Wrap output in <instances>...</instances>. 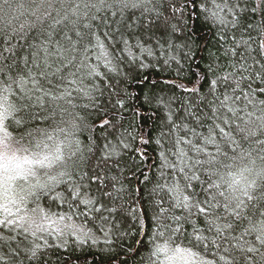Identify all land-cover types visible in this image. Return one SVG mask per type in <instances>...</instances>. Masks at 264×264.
<instances>
[{
	"label": "snow or ice",
	"instance_id": "obj_1",
	"mask_svg": "<svg viewBox=\"0 0 264 264\" xmlns=\"http://www.w3.org/2000/svg\"><path fill=\"white\" fill-rule=\"evenodd\" d=\"M14 3L17 11L26 9L21 14L30 18L32 23L21 24L19 29L10 22L0 24V42H10L13 36L23 35L26 28L35 29L37 26L42 39L30 46L35 50L31 66L25 59L21 69L18 64L8 63L9 57H3L5 62L0 64V130L6 128V120H14L24 127L35 120V116H30L28 121L22 117L16 119L18 113L27 110V105L17 104L12 97L31 101L35 94L43 92L48 102L64 100L71 108L61 109L62 122L68 126L58 129L62 139L58 137L53 147L45 144L47 151L44 153L18 155L21 151L28 152V149L14 148L12 136L6 130L0 137V195L5 201L2 205L4 215L0 218V248H9L8 252L0 255V264H24V260L28 264H49L47 248L54 249L53 254H56L70 242L82 246L91 240L95 244L98 242L95 230L102 232L104 242L108 243L111 217L116 212L113 203H109L114 202L115 197L114 192L109 191L111 184L107 176L96 171H80L84 156L80 142L74 136L81 117L74 111L77 106L72 101V93L67 87L55 93L44 89L42 80H47L48 69L52 67L49 57H58L68 68L74 64V54L79 52L84 59L77 66V71L87 68L89 76H99L96 68L85 64L90 49L101 50L109 73L119 71L122 58L139 60L137 51L151 56L152 50L143 47L139 40L135 44L130 43L132 37L128 33L131 26L126 22L135 15L132 10H140L142 14L156 10L158 0H0V10L8 11ZM212 3L213 7L208 9L209 18L221 26V38L227 40L226 30L239 24L238 9L229 0H224L223 4L212 0ZM257 7L264 16V0H260ZM115 17L119 22L112 19ZM99 28L105 29L103 38L95 30ZM259 30L264 35V24ZM233 43V48L225 49V56L230 54L247 60L239 49L241 43L250 49L249 41ZM259 47V54L264 56V43ZM41 52L42 57L39 55ZM253 63H256L255 59ZM259 63L260 70L256 75L264 81V59ZM232 67L234 72L218 76L211 83L213 94L221 82L224 88L208 101L209 114L202 116L197 113L195 116L197 126L210 121L206 134L177 123L172 114L167 117L168 131L162 130L161 135L173 145L170 151L176 159H170L167 152L161 153L162 166L170 168L173 175L164 189L172 202L168 207L158 205L157 225L168 233H182L184 223L190 222L191 216L204 217L207 231L213 233L215 239L209 240L200 228L194 226L189 241L196 242L194 247L203 244L205 249L212 245L219 248L222 244L218 241L224 240L230 247L224 249L228 258L224 255L219 257L223 264H264V139L260 138L264 137V99L257 101L253 92L242 88L248 79L245 73L251 65L244 63L237 67L233 64ZM59 71L57 68L56 72ZM13 72L14 75H9ZM75 75L74 72L69 73V76ZM77 83L75 79L68 80V85ZM92 89L99 90L95 84ZM75 90L92 98V91L87 88ZM241 98L244 101L242 107L239 105ZM36 99L41 97L37 95ZM188 114L192 115L190 111ZM37 131L47 140L53 139L52 134L42 129ZM246 143L248 147H245ZM209 145L215 148V153L206 151ZM189 151L195 154L189 155ZM225 160L230 163H225ZM74 176L80 179L73 180ZM198 186L200 192L196 191ZM93 188L95 192L91 191ZM41 200H47L48 205L42 206ZM30 204L34 206L29 207ZM57 204L66 205L68 211L53 213L51 208ZM12 208L16 211L13 212ZM49 224L55 227L50 228ZM249 236L254 239L249 241ZM18 237L23 239L12 244ZM49 237L58 243L52 244ZM162 250L157 246L154 254ZM233 253L240 254L239 260ZM170 259L179 260L182 264H211L196 251L181 246L174 248Z\"/></svg>",
	"mask_w": 264,
	"mask_h": 264
},
{
	"label": "trees",
	"instance_id": "obj_2",
	"mask_svg": "<svg viewBox=\"0 0 264 264\" xmlns=\"http://www.w3.org/2000/svg\"><path fill=\"white\" fill-rule=\"evenodd\" d=\"M229 2L238 9L239 24L236 28L229 27L226 30L227 40L221 38V26L209 18L208 9L213 7L212 0H158L156 10L143 14L140 10H132L135 15L126 22L131 26L128 33L132 37L130 43L135 44L139 40L143 47L152 50L151 56L141 55L137 51L139 60L122 58L119 71L109 73L101 50L90 49L85 64L96 68L99 76H89L87 68L77 71V66L84 59L79 52L74 54V64L68 68L58 57H49L52 67L48 69L47 80H42L44 89L55 93L67 87L77 106L74 111L81 117L74 136L80 142L84 156L80 171H96L101 176H107L111 184L109 191H113L115 197L114 202L109 203H113L116 208L111 217L108 243L104 242V234L95 230L98 236L95 244L91 240L82 246L70 242L56 254H53L54 249L47 248L46 259L49 264H165L168 254L176 246L191 248L211 264H217L221 255L228 258L224 252L225 248L230 247L227 241L220 240L218 243L222 247L212 245L208 249L203 244L194 247L195 241L189 242L194 226L200 228L209 240L215 239L214 234L207 231L204 217L193 215L190 222L184 223L182 233H168L158 227L157 214L158 205L168 207L172 202L164 189L172 181L173 175L170 168L162 166L161 156L162 152H167L170 159H176L170 151L173 145L161 135L162 130L168 131L167 117L172 114L177 123L206 134L210 121L204 126H197L195 116L197 113L202 116L209 114L208 101L213 100V96L219 95L224 88L221 82L213 94L211 83L218 76L234 72L233 64L237 67L244 63L251 65L248 73H245L248 79L243 82L242 88L253 92L257 101L264 99V92L261 91L264 81L256 75L260 70L259 60L264 59L259 54V46L264 43V35L259 30L264 24V16L257 7L260 0ZM216 3L223 4L224 0H216ZM23 11L26 9L17 11L15 3L8 11L0 10V24L10 22L17 29L21 24L30 25L32 20L22 15ZM112 19L119 22L118 17ZM95 30L103 38L105 29ZM41 39L37 26L35 29L26 28L23 35L13 36L10 42H0V64L5 62L3 57H9L8 63L18 64L21 69L25 59L29 60L31 66L35 50L30 46L40 43ZM234 41H249L250 49H246L242 43L239 49L247 60L241 56H225V49L233 48ZM39 55L42 57L43 53ZM108 58L111 59V55ZM254 59L256 63H253ZM57 68L59 72H56ZM70 72L76 75L69 76ZM71 79L78 83L68 85ZM93 84L98 91L92 89ZM77 88L91 90L92 98L83 96L75 90ZM37 95L41 97L40 100L36 99ZM11 99L17 104L27 105V110L18 113L16 119L22 117L28 121L30 116H35V120L30 121L27 127L17 125L14 120L5 121V130L12 136L11 143L14 146L27 148L26 153L31 155L46 152L45 144L53 147L58 137L62 139L58 129L68 126L62 122L61 109L71 108L70 104L64 100L48 102L43 92L35 94L31 101H19L16 97ZM243 104L241 98L239 105L242 107ZM189 111L192 115L188 114ZM105 121L109 123L105 124ZM38 129L52 134L53 139L47 140L40 136ZM30 132L33 135H29ZM248 146L246 143L245 147ZM206 151L215 153V148L209 145ZM194 154L189 151V155ZM225 163L230 161L225 160ZM175 178L179 179V176ZM72 179L78 181L80 178L74 176ZM116 189L119 191L116 192ZM91 191L95 192V188ZM196 191L200 192L199 186ZM200 198L203 199V195ZM48 203L47 200H41L42 206ZM51 211L67 212L68 209L66 205L57 204ZM105 230H108L107 226ZM22 239L18 237L17 241L11 243ZM247 239L252 241L254 238L249 236ZM49 240L52 244L58 243L51 237ZM157 246L163 250L154 254ZM8 251L9 248L4 246L0 248V255ZM233 254L239 260L240 254ZM24 264H28V261L24 260ZM219 264H223V261H219Z\"/></svg>",
	"mask_w": 264,
	"mask_h": 264
},
{
	"label": "rangeland",
	"instance_id": "obj_3",
	"mask_svg": "<svg viewBox=\"0 0 264 264\" xmlns=\"http://www.w3.org/2000/svg\"><path fill=\"white\" fill-rule=\"evenodd\" d=\"M4 130H5V129H4ZM4 130H0V137L3 136V131H4ZM13 147H14V148H17V147L14 146V145H13ZM18 155H29V156H31L30 154H28V153H26V152H23V151H21L20 153H18ZM4 203H5V201L3 200V196L0 195V218H2L3 215H4L3 208H2V205H3ZM9 207H11V205H9ZM12 211L15 212V211H16L15 208H12ZM49 227H50V228H51V227H55V225L49 224ZM173 254H174V249L168 254L165 264H182V262L179 261V260H171V259H170V258L173 256Z\"/></svg>",
	"mask_w": 264,
	"mask_h": 264
}]
</instances>
